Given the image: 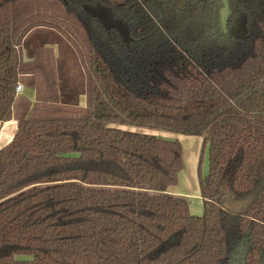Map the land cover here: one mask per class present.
Returning <instances> with one entry per match:
<instances>
[{
    "label": "trees",
    "instance_id": "16d2710c",
    "mask_svg": "<svg viewBox=\"0 0 264 264\" xmlns=\"http://www.w3.org/2000/svg\"><path fill=\"white\" fill-rule=\"evenodd\" d=\"M223 6L0 0V122L23 76L36 93L0 148V264H264V0H228L226 25ZM196 19L202 33L186 36ZM37 28L76 51L85 107L61 98L53 48L25 59ZM116 124L203 138L202 215L168 193L180 140Z\"/></svg>",
    "mask_w": 264,
    "mask_h": 264
},
{
    "label": "rangeland",
    "instance_id": "374dc122",
    "mask_svg": "<svg viewBox=\"0 0 264 264\" xmlns=\"http://www.w3.org/2000/svg\"><path fill=\"white\" fill-rule=\"evenodd\" d=\"M225 2V0H223ZM223 8V7H222ZM221 8V9H222ZM96 12L101 18L105 21L108 22L109 14L111 13L110 10H108L109 13H107L106 10H99V11H92ZM229 16V11L226 12L224 9L221 10V22L224 24V20H226V24L228 23L227 19ZM110 23L117 24L111 19V14H110ZM225 25V24H224ZM243 28V25L242 27ZM238 26L236 27V30H231L230 33L232 35H240L242 34V30L240 32H237ZM203 31V26L202 22L200 19H196L192 21V24L185 29V34L186 36L189 37H196L200 35ZM226 33H229V29H226ZM60 33L53 29H47V30H40V29H34L32 32L29 34L28 38L26 39L25 45H31L33 42L38 43V39H49V40H58L60 37ZM62 42V41H61ZM65 43H70L65 39ZM72 48L73 52L76 54L73 55V57H65V55L62 56V58L59 60V70L61 72L60 78H61V87L64 93V101L65 103L68 101L66 98L67 94V84L70 86L71 80L73 81V85H76V89L74 93H71L72 95L76 96L77 91L83 90V86L85 87V93H86V75H85V70L80 62L79 56L77 55L76 51L73 49V47L70 45ZM33 48V47H32ZM29 56V55H28ZM72 75L73 78L70 76ZM67 76L69 77L67 79ZM80 82V83H79ZM86 95V94H85ZM87 102V100H86ZM77 105V104H76ZM115 127L121 128L126 131L130 132H138V133H145V134H150V135H155L157 137L163 138V139H168V140H175L178 139L177 136L180 134L173 133V132H168L165 130H161L158 128H152V127H138V126H131V125H113ZM201 138L200 143L198 146L193 145L194 142L191 141V146L192 150L193 148L197 152H188L186 150L185 155H183V161H184V168L179 174V183L177 186L171 187L169 189L170 192L177 193L176 191H182L186 192L189 194H192L190 198H188L189 203H190V210L192 211V214H198L202 215L204 211L203 207V201L200 196V178H199V161H200V155L202 152V145H203V138ZM182 141H184L182 139ZM181 142V141H180ZM187 144V142L185 141ZM184 143V144H185ZM182 144V142H181ZM188 145V144H187ZM198 147V150H197ZM208 151H205V154L202 159V164H200V170L203 175V178L205 179L207 174H208ZM172 195V194H171Z\"/></svg>",
    "mask_w": 264,
    "mask_h": 264
},
{
    "label": "crops",
    "instance_id": "0c3cea01",
    "mask_svg": "<svg viewBox=\"0 0 264 264\" xmlns=\"http://www.w3.org/2000/svg\"><path fill=\"white\" fill-rule=\"evenodd\" d=\"M37 29L47 30L48 28H37ZM29 34L27 35V37L24 40L25 59L26 60L30 59V57L32 55V51L37 46H45V47L53 48V50L55 52V56H56V65H57V73H58V81H59V92H60L61 98L63 99L64 93H63V90L61 87V78H60L61 72L59 70V63L58 62L62 58L63 55H65V57H70V56L73 57V55L75 53L73 52L70 45L68 43H65V38L62 35H60L61 38H59L56 41L55 40H49V39H38V43L33 42L31 45L26 46L25 43H26V39L28 38ZM70 76L73 78L72 75H70ZM68 78L69 77L67 76V79ZM21 84L23 85V90L21 93H19L16 96V99H15V102L13 105V116H12V118L8 121L0 122V148L7 146L14 139V137L18 131L19 120L28 116V114L30 113V111L33 107V104L35 103L36 93H35V89L32 85L31 75L23 76ZM73 84L74 83L72 80L70 83V86L72 85L71 87H69L68 86L69 84H67V94H66L67 95L66 98L68 100L67 103L77 104L79 106L85 107L87 104L86 95H85V87L83 86V90L77 91L76 96H74V94L72 95L71 93L75 92V90H73V89H76V85H73ZM177 138L182 142L183 155H185L186 150L188 152L187 153L188 156L190 154L189 152H192V153L197 152L194 148L192 150L191 141L194 142L193 145L198 146V144L201 141L200 136H189V135L180 134L179 136H177ZM182 139L184 141H182ZM185 141L187 142L188 145L185 143ZM197 150H198V147H197ZM176 192L177 193L168 191L169 194H172L175 196L186 197V198H190L192 195V194H189L186 192H182L180 190L176 191ZM191 213H192V211H191ZM194 215H198V214H194Z\"/></svg>",
    "mask_w": 264,
    "mask_h": 264
},
{
    "label": "water",
    "instance_id": "95a60500",
    "mask_svg": "<svg viewBox=\"0 0 264 264\" xmlns=\"http://www.w3.org/2000/svg\"><path fill=\"white\" fill-rule=\"evenodd\" d=\"M182 2H184V0H182ZM225 10L226 12H228V0H225V2H224V6H223V8H222V10ZM103 10V9H102ZM94 14H97L96 12H93ZM98 15V14H97ZM101 17V16H100ZM105 21V20H104ZM105 22H107V21H105ZM108 23V22H107ZM224 24L226 25V20H224ZM223 24V25H224Z\"/></svg>",
    "mask_w": 264,
    "mask_h": 264
},
{
    "label": "built area",
    "instance_id": "2783aa9c",
    "mask_svg": "<svg viewBox=\"0 0 264 264\" xmlns=\"http://www.w3.org/2000/svg\"><path fill=\"white\" fill-rule=\"evenodd\" d=\"M22 90H23V85L20 83L16 87V94L18 95L19 93L22 92Z\"/></svg>",
    "mask_w": 264,
    "mask_h": 264
}]
</instances>
